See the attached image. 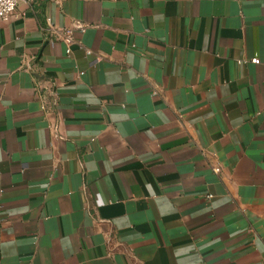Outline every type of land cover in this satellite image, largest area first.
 <instances>
[{"label": "crops", "instance_id": "1", "mask_svg": "<svg viewBox=\"0 0 264 264\" xmlns=\"http://www.w3.org/2000/svg\"><path fill=\"white\" fill-rule=\"evenodd\" d=\"M0 264H264V0L0 20Z\"/></svg>", "mask_w": 264, "mask_h": 264}, {"label": "built area", "instance_id": "2", "mask_svg": "<svg viewBox=\"0 0 264 264\" xmlns=\"http://www.w3.org/2000/svg\"><path fill=\"white\" fill-rule=\"evenodd\" d=\"M36 0H0V20H9L12 17L17 16V7L20 2H33ZM59 33L61 34L64 42L66 43V53H71V44L74 41V38L72 36V32L70 29H64L60 30ZM88 52H90L88 50ZM251 62L253 63H260L259 58H252ZM37 76L40 78V81L36 85V88L40 91H46L50 92L52 95V105L54 107L55 99L57 97L56 92V84L49 78L48 76H45L43 74H40L37 72ZM216 172L220 171V168H215Z\"/></svg>", "mask_w": 264, "mask_h": 264}]
</instances>
